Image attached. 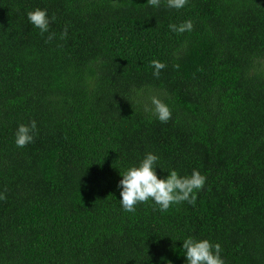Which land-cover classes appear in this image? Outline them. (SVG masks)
Segmentation results:
<instances>
[{
	"label": "trees",
	"instance_id": "16d2710c",
	"mask_svg": "<svg viewBox=\"0 0 264 264\" xmlns=\"http://www.w3.org/2000/svg\"><path fill=\"white\" fill-rule=\"evenodd\" d=\"M149 152L158 178L206 176L194 206L123 209L122 174ZM0 193V264H188L189 237L264 264V0H0Z\"/></svg>",
	"mask_w": 264,
	"mask_h": 264
},
{
	"label": "clouds",
	"instance_id": "9594fccd",
	"mask_svg": "<svg viewBox=\"0 0 264 264\" xmlns=\"http://www.w3.org/2000/svg\"><path fill=\"white\" fill-rule=\"evenodd\" d=\"M151 6L159 7L161 0H147ZM188 3V0H166V5L169 8L181 9ZM114 7H119L118 3L113 4ZM28 20L32 25L37 27L41 34L49 31L50 18L46 10L35 9L27 13ZM55 20V16L51 17ZM172 31L178 33L190 32L193 30V23L187 20L179 26L175 24L169 25ZM54 33H49L48 40L54 38ZM67 27L61 33V39L66 38ZM154 69L153 75L157 78L161 70L166 68V64L159 61H151ZM175 67H179L178 65ZM152 114L162 123H167L171 117L172 112L170 107L164 103L157 96L151 97ZM36 121L33 120L29 125H19L16 132L15 143L17 147L23 148L27 144L34 142V134L36 132ZM159 157L151 152L146 154L138 167L129 168L124 174L123 179L119 182L122 186L120 193V203L123 209L127 212H135L136 205L145 203L150 199L159 205L162 212L167 211L173 204L187 202L190 205H195L197 199V191L203 189L206 176L199 171L193 170L190 176H180L176 170H172L166 178H158L156 173L157 162ZM6 191V190H5ZM5 193H0V200L6 199ZM183 249L188 264H224L221 258V245L219 243L213 244L207 239L195 240L189 237L183 240Z\"/></svg>",
	"mask_w": 264,
	"mask_h": 264
}]
</instances>
